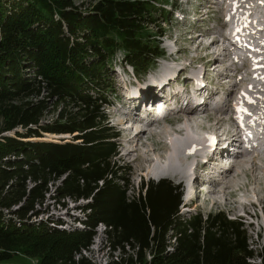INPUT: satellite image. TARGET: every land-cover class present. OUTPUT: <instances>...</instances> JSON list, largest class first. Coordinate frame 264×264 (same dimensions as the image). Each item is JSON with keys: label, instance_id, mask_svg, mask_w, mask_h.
Segmentation results:
<instances>
[{"label": "trees", "instance_id": "16d2710c", "mask_svg": "<svg viewBox=\"0 0 264 264\" xmlns=\"http://www.w3.org/2000/svg\"><path fill=\"white\" fill-rule=\"evenodd\" d=\"M91 1L84 10L77 0H0V263L96 264L83 251L103 225L122 254L108 264H264L242 222L224 210L181 213L169 180L130 194L128 170L114 161L107 67L118 52L137 75L156 64L164 32L149 25L169 18L157 0ZM66 198L86 200L84 213L37 221L48 199Z\"/></svg>", "mask_w": 264, "mask_h": 264}, {"label": "rangeland", "instance_id": "374dc122", "mask_svg": "<svg viewBox=\"0 0 264 264\" xmlns=\"http://www.w3.org/2000/svg\"><path fill=\"white\" fill-rule=\"evenodd\" d=\"M261 2L263 3H260V0H224V1L223 0H157V5L161 6V8L165 10L164 12H166V17L169 18V21L164 22V20H162V18L164 17L160 13V15L158 16L159 17L158 22L156 21L154 24L149 25V28L152 30V32H156V33L161 31V29H159V25L163 27L162 32H164V35L160 36L161 37L160 46L165 53L164 54L165 57L163 58V60L167 62H173L171 57L174 56L170 55L171 57L169 59V54L171 53V51L168 50L167 48V45H171L172 52H174L176 56L181 60L180 62H183V60L187 59L188 61L189 60L191 61L192 66L198 65V67H201L202 65V67L205 68L206 66H212L213 61L218 62V66H216L217 67L216 70H212L213 67L209 68L207 74L210 75L209 84L211 86H215L216 89L218 88V90L222 88L224 90L228 89L226 98L223 100L222 104L219 105V106H224L222 114H225V116L226 114L227 116L230 115L228 113L232 109L231 102H229L231 96H229L228 93L233 83L239 81V83L241 84V87L240 84L239 87L247 89L246 91H249L250 88L248 89V86L251 85L249 84L250 81L248 80L251 79V77H249L246 80H240L241 76L243 75V72L232 71L233 74L232 77H225L224 75H222L221 78H223V80L227 78V81L224 80V84L221 83V88H219V82L217 83V80H219L218 76L222 69H224L226 66H229V64H226V62H224L226 61L227 58H229V56L227 57L223 56L224 57V60H222L223 62H221L222 59L221 56L218 57L221 59L217 58L218 60L213 58V56L216 55L213 53L210 56V58H206L207 52L209 51L218 52L223 47L222 44L216 45L217 44L216 39H214L216 41L213 40L212 42L211 39L218 38L223 33V30L227 27V25L229 23L232 24L233 27L237 29L238 37L241 38L239 40H242L243 43L245 42L244 44L246 45L250 44L252 46V44L253 45L256 44L258 49H260L262 52L260 60H255L253 54H251L252 58L250 59L247 56H244L246 55V53H248L246 48L243 47L239 49L234 48V51L239 53V55L244 56V58H241V60H239L235 64L238 70L239 68H242V66H244V68L242 69H245L246 73H248L249 66L252 63H256L258 65L264 66V64H262V62H264V5H262L264 4V0H261ZM80 3L84 5L83 9L87 10L95 2L91 0H84L83 2L82 1L79 2L77 0V4ZM195 10L198 11L197 15L193 14V11ZM205 12H207V14H205ZM212 32H215V34H211ZM198 34H203V35L200 37V39L196 40V35ZM209 42H211L210 44L212 43L213 44L210 50L206 51L204 47ZM196 48L198 49L195 50ZM239 57L240 56H237V58ZM212 59L213 61H211ZM161 61L162 60L158 59L156 65H154L150 69L153 70L156 67H158ZM209 61L211 63H208ZM121 64H124L123 54L122 52H119L115 57V61L113 62V64L107 67L109 77L113 79L115 85V90L112 92L113 94H111V103L113 104V106H110L108 108L107 111L109 114L108 113L107 114H108L109 124L114 126L116 131L119 133L118 150H117V155L114 157V161L118 165H123L128 170V172L125 173L124 175L128 182L130 194L137 193L138 191H140L143 182L145 184L151 181L156 182L153 176L161 175L162 167L165 166L163 161L160 160L159 156L157 157V160L159 162L158 161L155 162L154 159L152 158L154 157L153 156L154 153L149 155V153L146 152L147 148H149V145L152 144V146L155 145L156 147H158L157 144L158 142H160V139L163 141L161 142L162 144H166V140L168 139H173V140L180 139L178 142L183 143V142H187L188 138L196 139L201 134L202 135L200 137L206 136L205 138H207L208 133H211V132H207L210 131L208 129H215V128H220V130L218 131H220L219 133L223 138V143L227 141L224 138L226 134L222 132L225 131L227 127L226 126L227 121L221 122L219 125L215 126L213 121L205 120L202 117H200L202 121L197 120L199 123L195 122L196 126L193 128L194 133L191 130H185L182 132V134H179L176 131H174L175 129L178 130L179 128H181L183 122L172 123V124L167 123L165 125L159 124L157 126V129L155 128L153 132L149 131L148 129L145 130L146 132L144 133V135H142V141H140L139 145L136 146V149L132 151L130 155H126L129 149L135 148V145L132 142L129 143V140H132L134 136L137 134L138 124L127 123L125 121L126 119H123L122 117V112L130 111V107H129V102L126 99L122 98L123 88L121 87V85H122V79L125 77L123 72H120L121 71L120 66H122ZM172 64L174 63H165L164 67ZM226 72H229V70H227ZM201 75L202 74L199 69H194L192 71L193 79H198L199 77H201ZM142 77H143L142 85H146L148 76H142ZM130 79L134 80V76L132 75V73H130ZM260 81L264 82V72L262 73ZM163 83L164 84L168 83L167 76L166 78H164ZM177 83H179V81L172 83L169 90H174L179 88L180 84ZM252 88L255 89L254 87ZM258 90L259 92H255L254 94L256 97L264 95V86L260 87L259 85ZM261 100L264 101V98ZM209 108H214V107L209 106ZM206 110L209 109H205V111ZM216 110L217 112H219V109H215L213 111L210 110V112L212 113L215 112ZM180 113H183V111ZM56 114L57 111L47 114L45 116V119L51 120L56 116ZM177 115L174 116V118L178 119ZM120 117H122V119ZM166 120L167 119H161L160 121H158V123L166 122ZM228 122L230 123V121ZM166 127L170 128L169 136L165 137L163 136V134L159 136L160 132L163 131V129ZM205 128L207 131L202 130ZM190 131H191V135L193 136L189 135ZM47 137L51 140H55V139L60 140V138H56L51 135H47ZM64 139L70 140L71 136L70 137L65 136ZM163 153H166L165 149L164 150L159 149V151L157 150L155 152V155L156 156L159 154L162 155ZM185 154L186 153L184 152L179 158H177L173 162L172 165H170L173 171L172 172L173 176L162 175V177L159 176L158 178V179L169 180L174 186L178 187V189L182 192L183 204L181 206V213L182 212L186 213L191 210H197L202 212L204 215H207L208 213L214 212L216 210H224V212H226L231 218L233 217V219L239 220L244 224V228L247 229L248 233L252 236L253 247L259 250L258 255L261 254L264 255V197H263L264 194H262L263 195L262 197H258L255 194V192L246 191L247 190L246 185H248L249 188L255 187L258 190L259 188L263 189L264 169L262 167L264 166V159L260 158L259 154H257L259 161L258 165H260L259 168L260 170L258 169L252 171L250 169V166L248 165H246L245 169L239 168L237 166V160L241 156L239 154L235 157L234 165H236V169L235 168L234 169L241 174L238 175L236 171H232V172L228 171L230 169L229 168L228 170H226V172L228 173L225 172L226 175L229 176V178H227L223 182L221 177H223L225 173L221 176L219 172L213 169L212 175L214 176V183L212 182V184L211 183L209 184V183H203L201 178L199 180L195 179V177L192 174V171L194 170L195 158L194 157L191 158L190 156L185 157ZM149 158H151L152 160L150 161ZM217 161L218 160H216L215 162ZM211 164L212 163L207 164L205 162L203 165L200 166V168L204 170L206 174H209L207 170L213 168ZM188 172L190 174V179H188L189 177ZM217 173L219 174V176ZM184 178L185 181L181 182V180ZM257 178H259L261 181ZM186 182L191 183L192 186L190 187L188 185H185ZM194 183H196L195 185L198 186V188L193 187ZM224 186H229L230 189L222 190V187ZM55 187H56L55 185H52L50 189L54 190ZM85 202L87 201L81 200L79 202H75L73 199L66 198V206H59L55 203H51V199H48L47 205L45 207L46 209L49 210L43 213L42 215H40L37 218V221L38 220L40 222L44 221V219H47V216L51 215L54 218H60L64 220L66 223L71 221L73 222L75 220L73 218L74 216H78L84 213L78 209V205L84 204ZM95 232L96 234L93 237V241L89 250H84L83 255L86 256L88 259H91L92 262L96 264H108L111 261L120 260L122 256L121 252H119V250H114L112 244L106 239H103L104 226L99 225L95 229ZM37 262H38L37 260L31 261L29 259H26V261H24L22 264H35ZM251 262H253L254 264H260L261 260L257 256L256 258L251 259ZM16 263H18L17 258L3 261L0 264H16Z\"/></svg>", "mask_w": 264, "mask_h": 264}, {"label": "bare ground", "instance_id": "6f19581e", "mask_svg": "<svg viewBox=\"0 0 264 264\" xmlns=\"http://www.w3.org/2000/svg\"><path fill=\"white\" fill-rule=\"evenodd\" d=\"M211 34H215V32H212ZM202 35L203 34L196 35V40L200 39V37ZM214 39L217 40V44L216 45L220 44V41H219L218 38H213V40ZM226 39L229 40L227 37H226ZM239 39H241V38H239ZM216 40H214V41H216ZM211 42H209L204 47V49L206 51H209L210 50V48H211V46L213 44V43L210 44ZM231 45H233L235 48L242 47V43H233L232 42ZM197 49L198 48H196L195 50H197ZM213 52H211V51L207 52L206 58H210V56L212 55ZM220 53H221V55H223L225 57L229 56V58H230V55L232 54V51L230 49L224 47L223 49H221ZM254 53L255 54H258V50L256 49L254 51ZM221 55L218 53V55H214L213 58L217 59ZM237 55L240 56L239 58H237V61L238 60H241V58H243V56L242 55H239V53H237ZM172 56H174V55H172ZM171 58H172V60H176V56L171 57ZM218 59H221V58H218ZM222 60L223 59H221V62H223ZM214 65L218 66V62H216ZM216 68L214 70H216ZM182 69L183 68L180 69V72L182 71ZM230 70L233 71V69H230ZM263 71H264V67L263 66H258L257 68L254 67L249 72V75H252L251 76V79H249V80H252L253 81L252 84H253V87L255 89L252 88V90H254L255 92H259V90H258L259 81H260V77L259 76L261 75V72H263ZM222 75H226V74H224V73H220L219 74L220 77ZM157 81H158V79H155L153 81H148L147 82V86H146L147 92H151L152 91L153 85ZM177 81H178V77L176 79H174V83L177 82ZM191 81H192L191 79H186V82H191ZM238 84H240L239 81L238 82L236 81V82L233 83V85H232V87H231V89H230V91L228 93V95L231 96V99H230L229 102H231L232 99L235 98V96H241L242 95L241 88H240L241 87V84H240V87L238 86ZM217 94H218V92H217V90H215L213 92V95H217ZM232 94H233V96H232ZM263 98L264 97H262L261 99H263ZM261 99H257V100H261ZM128 100H131V99H128ZM237 104H238V102H236L234 105L236 106ZM219 105L220 104L218 103L217 106L214 107V108H209L208 105H203V106H200V107L196 106V107H192V108H188V109H184V110H182V109L179 110L176 113V115L179 113L177 115L178 122H183V125H182L181 128H179L178 130L175 129L174 131H176L179 134H182V132L185 131V130H191V131H193V128L196 126V123L195 122L202 121L200 117H202L205 120L213 121L214 124H215V126L219 125L221 122L226 121L227 114H226V116H225V114H222V111L224 109V106H219ZM227 105H228V102H227ZM205 109H209V110H206L205 111ZM215 109H219V112H217V110L215 112H212V113L210 112V110L213 111ZM182 111H183V113H180ZM232 112H233V109H231V111H229L228 114H231ZM262 116L264 118V114H262ZM122 117H123V119H126L125 121L127 123H132V124L137 123L138 124V128H137L138 132H137V134L134 136V138L132 140H129V143L132 142L135 145V148L134 149H129L128 152L126 153V155H130L132 153V151H134L136 149V146L139 145L140 141H142V135H144V133L146 132L145 130H147V129L149 130V128H151L156 123L142 124V121L139 119L137 112H135L134 110L132 111V113H129L127 111H123L122 112ZM122 117H120V118L122 119ZM229 120H230V118H229ZM139 124H140L141 127L139 126ZM128 127H130V126H128ZM156 129H157V127H156ZM169 129L170 128H168V127L164 128L163 131L160 132L159 136H161V134H163V136L168 137L169 136ZM202 130H206V128L205 129H202ZM208 130H210V131H207V130L206 131L207 132H211L214 135H217L220 132V131H218V130H220V128L208 129ZM191 131L189 132V135H191ZM151 132H153V131H151ZM222 132H224V131H222ZM193 133H194V131H193ZM62 135H64V136L67 137V135H69V134H62ZM191 136H193V135H191ZM195 136H196V134H195ZM200 136L198 138H196V139H194V138H188L187 139V142H183V143L178 142L180 139H178V140L168 139V140H166V144H162L161 142H163V141L160 139V142H158V144H157L158 147H156L154 144H153L154 146H152V144L149 145V148H147L146 152H148L149 155H151V154L154 153L153 154L154 157H152V158L154 159L155 162L158 161L157 160V157L159 156L160 160L163 161V163L165 165V166L162 167V173H161V175H156V176H153V177L157 179V178H159V176L162 177V175L173 176L172 175V172L173 171H172L170 165H172L173 162L177 158H179L185 152L186 153L185 154V157L190 156L191 158H193V157L195 158V162H194L195 168L192 171V174L194 173L193 176L195 177V179L199 180L201 178L202 181H206L205 180V178H206L207 180H210V183L211 184H212V182L214 183L213 178L210 175L206 174V172H204L202 169L199 170V167L201 165H203L205 162L207 164L208 163L210 164L213 160L214 161L219 160L220 156H217L216 159H214V157L212 156L211 150L210 149H207L208 147L206 146L207 145V139L205 138L206 136H202V137H200ZM45 139H49V138L46 137ZM159 149H161V150H164L165 149L166 153H163L162 155L159 154V155L156 156L155 155V152L157 150L159 151ZM205 150H206V152H205ZM239 154L241 155L240 158L237 160V166L239 168H244L245 169L246 168V165L250 166V169L252 171L258 170L260 168V165H258L259 161H258V155H257L258 154L257 153V147L249 146L245 152L239 153ZM239 154H237V155H239ZM237 155H235L233 157V165L235 163L234 160H235V157ZM260 158H263L264 159V154ZM149 159H150V161L152 160L151 158H149ZM189 163H190V161H189ZM199 163H201V164H199ZM233 165H230L229 166L230 169L227 168V169H221V170H219V174L222 176L226 172V170H228V169H229L228 171H231V172L232 171H236L235 170L236 169V165H234V166ZM262 168L264 169V166ZM207 171H209V170H207ZM226 173H228V172H226ZM226 173L223 175V177H221L223 182H224V180H226L227 178H229V176L226 175ZM200 174H204L205 175V178L202 175H201L202 176L201 177ZM237 174L239 175L241 173H238L237 172ZM188 176H189L188 179H190L189 172H188ZM257 179H259V178H257ZM184 181H185V178L181 180V182H184ZM194 182H196V181H194ZM195 184L196 183H194V186L193 187L198 188V186H196ZM185 185H188L190 187L192 186L191 183H187V182L185 183ZM246 187H247V190L246 191H248V192H255V194L258 197H262L263 196L262 194H264V187H263V189H260L259 188V190L256 189L255 187L249 188L248 185H246ZM228 189H230L229 186L222 187V190H228Z\"/></svg>", "mask_w": 264, "mask_h": 264}, {"label": "water", "instance_id": "95a60500", "mask_svg": "<svg viewBox=\"0 0 264 264\" xmlns=\"http://www.w3.org/2000/svg\"><path fill=\"white\" fill-rule=\"evenodd\" d=\"M53 136L56 137V138H63V136H57V135H53Z\"/></svg>", "mask_w": 264, "mask_h": 264}, {"label": "snow or ice", "instance_id": "6c2138e0", "mask_svg": "<svg viewBox=\"0 0 264 264\" xmlns=\"http://www.w3.org/2000/svg\"><path fill=\"white\" fill-rule=\"evenodd\" d=\"M243 110V109H242Z\"/></svg>", "mask_w": 264, "mask_h": 264}]
</instances>
